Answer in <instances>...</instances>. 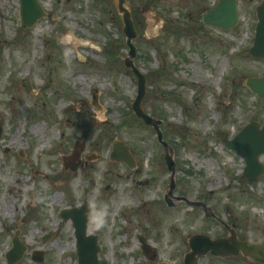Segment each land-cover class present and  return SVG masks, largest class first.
Listing matches in <instances>:
<instances>
[{"label":"rangeland","instance_id":"obj_1","mask_svg":"<svg viewBox=\"0 0 264 264\" xmlns=\"http://www.w3.org/2000/svg\"><path fill=\"white\" fill-rule=\"evenodd\" d=\"M38 1L48 17L21 30L18 0H0V264L16 231L30 252L45 251L46 264H76L73 227L58 212L81 204L107 210L105 227L94 231L90 219L87 227L102 264H150L136 253L138 234L156 260L181 264L189 236L224 231L199 207L163 202L170 174L152 129L133 121L136 78L123 66L128 49L112 1ZM199 1L133 0L149 8L134 40V63L146 76L141 105L165 128L173 195L203 202L227 224L263 229L264 174L241 179L242 160L220 143L251 120L264 123V99L242 87L245 77L264 76V59L246 55L254 3L242 1L238 27L219 32L201 26L207 0ZM115 139L129 147L136 170L106 161ZM77 141L96 158L65 171L61 157ZM30 252L17 264H36ZM195 264L247 263L208 255Z\"/></svg>","mask_w":264,"mask_h":264},{"label":"water","instance_id":"obj_2","mask_svg":"<svg viewBox=\"0 0 264 264\" xmlns=\"http://www.w3.org/2000/svg\"><path fill=\"white\" fill-rule=\"evenodd\" d=\"M123 0H118L117 7L122 12V20L124 23L123 32L125 33L127 40L126 44L129 47V57L133 58L135 55V48L131 43V39L135 37V33L132 26V21L128 11L122 6ZM219 12L218 18H223L225 14L222 8L217 9ZM260 20H259V33L257 38H259V44L264 43V5L259 11ZM42 15V12L36 3V0H21V16L23 24H31L38 17ZM205 20V18H204ZM206 21V20H205ZM125 65L130 67L133 73L138 78V97L132 105V108L135 114L141 118L146 124H151L157 130V122L153 121L151 118L144 115L139 107L141 98L144 94V80L142 75L134 68L132 62L129 59L125 60ZM247 86L253 91L256 92L259 96H264V79H252L247 80ZM255 125V124H254ZM159 133V131H158ZM160 136V133H159ZM228 146L238 150L245 158L247 162L248 170L252 166H256L257 161L256 157L260 153H264V127L262 130L257 131L255 126H247L240 133V135L227 143ZM170 167L172 165L169 164ZM82 209L63 211L60 213V216L63 218H70L74 228L75 236L77 240V250L79 255H81L82 264H90L92 257L85 252L87 249L89 253H92L94 249L91 250L92 240L85 238L84 229L86 218L83 214ZM191 252L185 257V264H193L195 256L197 254H205L209 249L213 254H218L220 252H226L231 254H236L237 251H241L243 254L248 255L252 260L261 262L264 264V240L259 244H253L250 242H239L234 238L220 241L211 242L205 236H194L190 241ZM23 247H18L15 252V259H18L22 254Z\"/></svg>","mask_w":264,"mask_h":264},{"label":"clouds","instance_id":"obj_3","mask_svg":"<svg viewBox=\"0 0 264 264\" xmlns=\"http://www.w3.org/2000/svg\"><path fill=\"white\" fill-rule=\"evenodd\" d=\"M88 215L94 231L101 230L105 227L108 216L106 209H101L98 205L93 204L90 205Z\"/></svg>","mask_w":264,"mask_h":264},{"label":"flooded vegetation","instance_id":"obj_4","mask_svg":"<svg viewBox=\"0 0 264 264\" xmlns=\"http://www.w3.org/2000/svg\"><path fill=\"white\" fill-rule=\"evenodd\" d=\"M239 0H236V2H238ZM242 1H245V2H251L252 0H242ZM216 0L215 1H211V0H207L206 1V5L204 8H202V11H203V14L202 16L205 14V12L213 5L215 4ZM197 4V2H196ZM201 7V6H200ZM200 9V8H199Z\"/></svg>","mask_w":264,"mask_h":264}]
</instances>
